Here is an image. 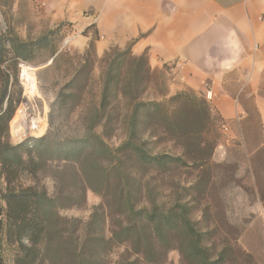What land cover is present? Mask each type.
I'll use <instances>...</instances> for the list:
<instances>
[{
	"label": "trees",
	"instance_id": "trees-1",
	"mask_svg": "<svg viewBox=\"0 0 264 264\" xmlns=\"http://www.w3.org/2000/svg\"><path fill=\"white\" fill-rule=\"evenodd\" d=\"M62 27L36 40H24L11 29L0 33V174L6 182L0 193V264H5V245L16 246V264H35L62 249L81 264L80 259L92 263L95 255L124 243L148 264L164 262L171 250L187 264H223L228 247L215 253L209 242L212 231L199 229L182 194L168 204L162 199L165 180H145L149 171L163 176L188 165L189 159L207 163L216 146L218 119L202 95H169L166 78L151 67L147 53L110 47L101 58L99 100L88 105L80 122L72 121L92 81L95 38L49 104L46 132L11 143L9 123L20 103L15 93L18 60L32 61L39 50L52 47L55 62L61 53L55 36ZM71 124L74 129L65 133ZM118 132L123 139L113 147L107 139ZM164 141L179 144L182 155L156 151ZM50 168L54 193L37 185L13 186L23 176H45ZM88 190L100 195L102 203L94 207L80 238L78 220L61 211L82 206Z\"/></svg>",
	"mask_w": 264,
	"mask_h": 264
},
{
	"label": "rangeland",
	"instance_id": "rangeland-1",
	"mask_svg": "<svg viewBox=\"0 0 264 264\" xmlns=\"http://www.w3.org/2000/svg\"><path fill=\"white\" fill-rule=\"evenodd\" d=\"M44 7L41 3L34 4L33 0H0V33L7 34L11 29L22 39L36 40L55 29L40 14ZM71 25H64L58 35L55 36L60 55L52 62L51 48L39 50L32 61L37 77V93L34 105H31L24 96V89L18 77V86L15 88L19 94L18 104L14 117L20 111L21 119L25 120V114L30 116L44 115L47 117L50 111L49 104L55 99L60 87L75 73L82 63L84 52L78 51L73 40L77 37ZM117 47V46H112ZM120 48V47H117ZM122 49V48H120ZM88 58V56H85ZM103 57V56H102ZM101 57V58H102ZM101 58L93 53L90 55L92 64V81L88 92L84 95V106L75 111L72 121L80 122L87 114L88 105L96 104L100 97V73ZM19 74V68L17 66ZM153 92V89L151 90ZM208 101V100H207ZM215 117L219 116L214 113ZM14 117L9 123V139L17 144V138L10 133ZM217 119V142L212 157L205 164H192L173 169L163 176H157L156 172L149 171L145 180H165L162 199L171 204L179 194L182 200L192 207L191 216L198 222L202 231H212L211 242L215 253L228 247L226 261L223 264H264V145L260 148L258 137L244 138L241 134L233 138L229 131L221 128L222 121ZM18 120V121H20ZM17 122V120H16ZM74 126L64 127L63 131L71 133ZM26 131V128L24 129ZM97 131H102L97 127ZM16 134V133H15ZM29 136L28 138H31ZM123 139V134L118 132L107 139L108 143L117 147ZM227 139H230L229 142ZM262 139V138H260ZM256 148V150H254ZM156 151H166L173 155H182V148L174 141H164L157 144ZM45 176L33 179L30 176L18 178L13 186L37 185L44 187L49 193L55 192V182L51 176L52 169ZM200 182L196 188L193 184ZM6 182L0 174V193L5 190ZM102 203L100 195L88 190L86 202L82 206H75L61 211L63 217L76 219L78 222L77 235L84 237L85 224L90 220L94 207ZM110 225L107 222L106 234L109 235ZM16 246L5 245L3 256L5 264H16ZM83 258V256L81 257ZM81 264H148L137 254L131 252L128 243L114 245L112 249L95 255L92 263L85 260ZM35 264H79V261L66 254L65 249L58 254H50L44 261ZM159 264H187L177 250L168 252L166 260Z\"/></svg>",
	"mask_w": 264,
	"mask_h": 264
},
{
	"label": "crops",
	"instance_id": "crops-1",
	"mask_svg": "<svg viewBox=\"0 0 264 264\" xmlns=\"http://www.w3.org/2000/svg\"><path fill=\"white\" fill-rule=\"evenodd\" d=\"M50 25H71L84 52L112 46L149 55L169 95L206 97L229 136L264 145V0H33ZM183 63L174 72L171 65ZM207 84V87H206ZM262 138V139H260ZM256 150V148L254 149Z\"/></svg>",
	"mask_w": 264,
	"mask_h": 264
},
{
	"label": "built area",
	"instance_id": "built-area-1",
	"mask_svg": "<svg viewBox=\"0 0 264 264\" xmlns=\"http://www.w3.org/2000/svg\"><path fill=\"white\" fill-rule=\"evenodd\" d=\"M183 63H175L174 65H171V70L174 72L176 68H182ZM18 68H19V80L23 86L24 89V96L27 98V101L31 104L34 105V102L36 101V98L39 97L37 91V77H36V71L35 67L33 64H31L29 61L24 60V59H19L18 60ZM25 81V82H24ZM207 87V84H206ZM212 90L208 89L206 90V100H210L212 98ZM25 115V120H20L16 125L19 127H16V130L19 129L20 131L17 132L16 134L12 130V126L10 124V133L12 137H16L18 143L28 139L29 136L32 137H40L42 136L47 129V117L44 115L43 118H40V116H30L26 114V112H22ZM27 128L25 131L24 129ZM221 128L224 132L229 131V126L226 123L221 124ZM230 139H227L229 142Z\"/></svg>",
	"mask_w": 264,
	"mask_h": 264
},
{
	"label": "bare ground",
	"instance_id": "bare-ground-1",
	"mask_svg": "<svg viewBox=\"0 0 264 264\" xmlns=\"http://www.w3.org/2000/svg\"><path fill=\"white\" fill-rule=\"evenodd\" d=\"M24 82H25V81H24ZM21 115H22V114L20 113V111H18L16 117H14L15 120L13 121V124H12V130L14 131V133H16L17 130H18L17 132L20 131L19 129L16 130V127H17V128L19 127V126L16 125V124L18 123V120L21 119ZM22 116H23V115H22ZM16 120H17V122H16ZM26 130H27V128H26Z\"/></svg>",
	"mask_w": 264,
	"mask_h": 264
}]
</instances>
